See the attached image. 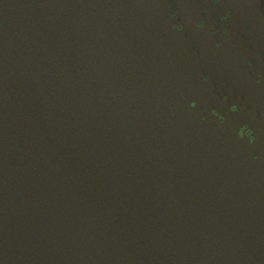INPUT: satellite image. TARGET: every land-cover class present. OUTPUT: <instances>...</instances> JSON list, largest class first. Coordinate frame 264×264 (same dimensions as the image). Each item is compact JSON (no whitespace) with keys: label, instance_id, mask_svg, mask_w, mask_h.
Wrapping results in <instances>:
<instances>
[{"label":"water","instance_id":"water-1","mask_svg":"<svg viewBox=\"0 0 264 264\" xmlns=\"http://www.w3.org/2000/svg\"><path fill=\"white\" fill-rule=\"evenodd\" d=\"M0 264H264V0H0Z\"/></svg>","mask_w":264,"mask_h":264}]
</instances>
